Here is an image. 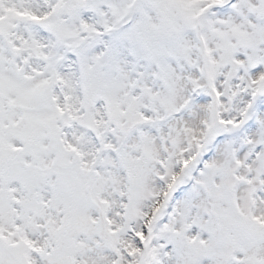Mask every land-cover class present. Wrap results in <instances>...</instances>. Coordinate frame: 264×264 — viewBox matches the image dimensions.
Returning a JSON list of instances; mask_svg holds the SVG:
<instances>
[{
    "label": "snow or ice",
    "instance_id": "obj_1",
    "mask_svg": "<svg viewBox=\"0 0 264 264\" xmlns=\"http://www.w3.org/2000/svg\"><path fill=\"white\" fill-rule=\"evenodd\" d=\"M0 264H264V0H0Z\"/></svg>",
    "mask_w": 264,
    "mask_h": 264
}]
</instances>
